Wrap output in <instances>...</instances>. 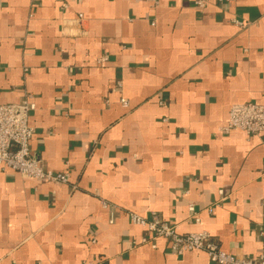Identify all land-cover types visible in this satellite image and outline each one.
I'll list each match as a JSON object with an SVG mask.
<instances>
[{"label":"crops","instance_id":"1","mask_svg":"<svg viewBox=\"0 0 264 264\" xmlns=\"http://www.w3.org/2000/svg\"><path fill=\"white\" fill-rule=\"evenodd\" d=\"M27 97L69 181L0 165V264H218L132 221L154 212L259 256L264 132L222 128L264 104V0H0V104Z\"/></svg>","mask_w":264,"mask_h":264},{"label":"built area","instance_id":"2","mask_svg":"<svg viewBox=\"0 0 264 264\" xmlns=\"http://www.w3.org/2000/svg\"><path fill=\"white\" fill-rule=\"evenodd\" d=\"M196 4L204 7L207 0H196ZM78 17L83 20V13ZM235 22L242 25L239 21ZM123 103L126 104V100H123ZM36 107V103L30 97L18 103L0 104V165L4 169L17 171L26 178L66 183L69 181L68 174L46 169L31 154L30 141L35 131L30 125V118ZM222 130H241L249 135L263 133L264 104L247 102L232 105L228 122ZM189 210L194 213V206L190 205ZM131 218L134 224L146 227L155 235L166 238L178 254L200 250L207 254L210 261L218 264H264V227L261 232L262 251L254 259L222 250L219 243L211 239L205 231L179 233L176 227L166 222L159 213H152L149 219L136 214H132ZM196 220L199 221V218ZM143 242H146V238H143Z\"/></svg>","mask_w":264,"mask_h":264}]
</instances>
